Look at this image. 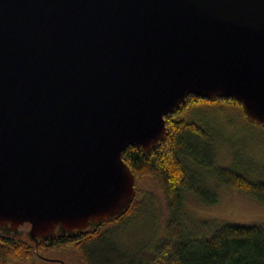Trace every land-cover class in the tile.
<instances>
[{
    "label": "water",
    "instance_id": "1",
    "mask_svg": "<svg viewBox=\"0 0 264 264\" xmlns=\"http://www.w3.org/2000/svg\"><path fill=\"white\" fill-rule=\"evenodd\" d=\"M191 94L264 127V0H0V232L124 214L123 152L149 154Z\"/></svg>",
    "mask_w": 264,
    "mask_h": 264
},
{
    "label": "trees",
    "instance_id": "2",
    "mask_svg": "<svg viewBox=\"0 0 264 264\" xmlns=\"http://www.w3.org/2000/svg\"><path fill=\"white\" fill-rule=\"evenodd\" d=\"M203 108L222 113L234 109L241 123L264 129L247 119L236 99L189 95L177 113L166 116L167 133L156 148L147 154L129 146L123 152L136 179V196L124 214L93 229L57 233L37 244L26 237V227L21 228V236L0 232V264H33L36 260L62 264L49 257L51 254H60L66 264H264V224L197 220L183 212L186 192L194 193L204 205L217 201L216 192L203 186L189 169L192 161L210 168L223 185L264 204V179H252L234 167L216 164L213 137L194 115ZM146 178L154 180L167 196L169 216L160 237L127 252L115 241L110 225L124 226L142 209L145 201L139 200V183ZM204 189L208 198L202 194Z\"/></svg>",
    "mask_w": 264,
    "mask_h": 264
},
{
    "label": "rangeland",
    "instance_id": "3",
    "mask_svg": "<svg viewBox=\"0 0 264 264\" xmlns=\"http://www.w3.org/2000/svg\"><path fill=\"white\" fill-rule=\"evenodd\" d=\"M194 115L209 129L213 137L216 164L234 167L252 179H264L263 128L241 123L238 112L231 108L225 113L203 108L196 111ZM188 166L203 186L210 187L216 192L217 201L213 205H204L194 193L186 192L183 212L187 217L218 223L264 224V204H259L241 192L223 185L210 168L193 161ZM139 188L141 189L139 200L145 201L142 209L135 213L124 226L110 225V228L114 230L115 241L127 252L136 250L141 245L160 237L169 216L167 196L154 180L143 179L139 183ZM202 194L207 198L209 196L205 189ZM60 256V254H51L49 257L63 258ZM32 262L33 264H56L43 260Z\"/></svg>",
    "mask_w": 264,
    "mask_h": 264
}]
</instances>
